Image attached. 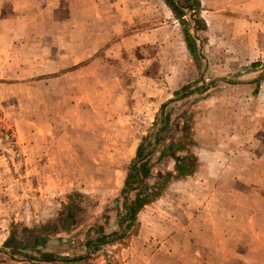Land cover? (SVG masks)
<instances>
[{"label": "rangeland", "instance_id": "1", "mask_svg": "<svg viewBox=\"0 0 264 264\" xmlns=\"http://www.w3.org/2000/svg\"><path fill=\"white\" fill-rule=\"evenodd\" d=\"M237 1L187 13L190 53L163 0H0V264H264V32Z\"/></svg>", "mask_w": 264, "mask_h": 264}, {"label": "trees", "instance_id": "2", "mask_svg": "<svg viewBox=\"0 0 264 264\" xmlns=\"http://www.w3.org/2000/svg\"><path fill=\"white\" fill-rule=\"evenodd\" d=\"M164 4L166 7L171 11L172 15L175 17V19L186 29H184L183 32V37H184V42L187 46V49L190 51V53L194 52V43L192 41V38L189 34V27L190 24L185 20L187 17V13L189 14L190 17L193 18L192 22L195 26L196 30H205V24L204 22L199 18V12L201 10L200 8V3L198 0H163ZM258 65H254V67H257ZM3 118L2 115L0 114V137L3 138V136L10 135V131H5V128L3 126ZM186 135V131L184 132V136ZM175 145V144H174ZM139 155V153H138ZM174 160V165H175V172L178 175V178H185L188 176H191L194 173L195 170V160L193 157H179L177 155L173 156ZM192 160L194 161V164L190 163L189 161ZM143 175L145 177L149 176L148 171L144 167ZM171 179H173V175L171 173H167L162 177H159L156 179V187L154 188V193L152 195H148V190L141 191L138 196H136L133 205H128L127 202L124 204V209L126 212V215L124 218L121 216L119 217L120 222L119 226L121 227L122 224L126 223H133L136 220V215L137 213L146 205L150 204L151 202L155 201L160 195L162 188L164 185L169 182ZM135 181L136 184L139 183L138 179V172L137 168L135 165L130 169V172L127 176V179L125 181L126 187L129 186L130 182ZM161 181H165L161 183ZM161 185L162 188H158V186ZM129 226V225H128ZM128 231V227L126 226L125 228H122L121 234L118 237H112V238H107V237H101L97 239L96 241L90 242L86 245L87 248V253L82 256L75 257L72 261L74 263H83L88 260L90 254L92 253L95 248L100 246L101 244H112L115 241H120L125 237L126 232ZM39 235H36L33 237V239L37 240ZM32 240V239H31ZM57 258H54L52 255H44L41 257L40 261L42 262H48V263H53L54 260ZM62 261V260H61Z\"/></svg>", "mask_w": 264, "mask_h": 264}, {"label": "crops", "instance_id": "3", "mask_svg": "<svg viewBox=\"0 0 264 264\" xmlns=\"http://www.w3.org/2000/svg\"><path fill=\"white\" fill-rule=\"evenodd\" d=\"M200 3V12H199V18L204 22L205 27H208L211 29V21L209 17H214L218 13H215L213 10L208 12L206 11L207 8H212V6L209 3V0H198ZM231 0H222V8L220 10H225L226 7L229 5ZM235 1V0H233ZM236 7L240 10V17H245L246 15H249V18H251V23L249 27L242 32V34H247L250 38V40L253 42L252 37L254 36V32L259 33V30L261 32H264V0H238ZM219 12V11H218ZM208 13V14H207ZM248 30V31H247ZM193 175V174H192ZM189 177V176H188ZM141 213V212H140ZM137 216V215H136ZM140 240V239H139ZM138 240V241H139ZM146 240V239H142ZM128 250H122V256L124 257V252L127 254ZM86 253L82 254H76V256H82ZM59 261H61L60 258H58ZM58 262V261H57ZM122 262L124 264H129L128 257L126 255V258H122ZM40 264H53L48 262H40Z\"/></svg>", "mask_w": 264, "mask_h": 264}]
</instances>
